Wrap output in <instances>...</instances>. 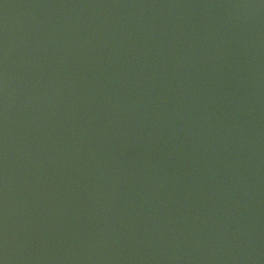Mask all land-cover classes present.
<instances>
[{
  "label": "water",
  "instance_id": "water-1",
  "mask_svg": "<svg viewBox=\"0 0 264 264\" xmlns=\"http://www.w3.org/2000/svg\"><path fill=\"white\" fill-rule=\"evenodd\" d=\"M0 264H264V0H0Z\"/></svg>",
  "mask_w": 264,
  "mask_h": 264
}]
</instances>
